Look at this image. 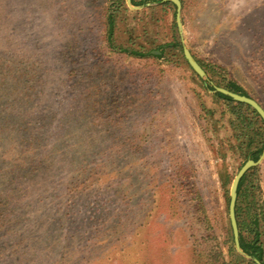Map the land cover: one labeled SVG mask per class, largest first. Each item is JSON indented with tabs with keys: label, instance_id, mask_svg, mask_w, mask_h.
<instances>
[{
	"label": "rangeland",
	"instance_id": "374dc122",
	"mask_svg": "<svg viewBox=\"0 0 264 264\" xmlns=\"http://www.w3.org/2000/svg\"><path fill=\"white\" fill-rule=\"evenodd\" d=\"M181 1L183 37L164 0H0V264H247L231 188L264 129L161 48L264 108V0ZM239 207L264 248V160Z\"/></svg>",
	"mask_w": 264,
	"mask_h": 264
},
{
	"label": "trees",
	"instance_id": "16d2710c",
	"mask_svg": "<svg viewBox=\"0 0 264 264\" xmlns=\"http://www.w3.org/2000/svg\"><path fill=\"white\" fill-rule=\"evenodd\" d=\"M154 1V2H161L162 0H143L141 2H135L133 0V4L136 6H144L147 5V3ZM164 9L172 7L176 10V6L173 3H165L162 6ZM174 18L176 19V13L174 14ZM117 11L115 13H110V15L108 16V30H107V34H108V40L109 43L111 44L112 48L117 49L118 45H116L115 42V36H116V29H117ZM177 27V25L175 26ZM170 47H174V48H179L182 53H183V45L180 41V39L175 35V39H174V43L173 44H169L167 46H163L161 49H163V52H166V48H170ZM120 50H123V48H120ZM125 52L129 53L130 55H133L137 58H146L148 55H151V53L147 54L145 52H141L139 50L136 49H132L131 51L129 50H125ZM163 55V53L161 54V56ZM191 69V67H190ZM191 71L196 75V73L191 69ZM197 76V75H196ZM198 77V76H197ZM199 78V77H198ZM226 89L237 93V94H241V95H245L248 96L246 93H244V90L238 86L236 83H230L229 85H227L225 87ZM216 98H219L221 100H224L225 102H227L230 107H232V113L234 116H236V120L237 121H242L244 124L245 123H249V126L252 125H256L257 126V119H258V124L260 127V130L264 129V121L263 119L260 117V115L250 106L245 105V104H241L238 102H235L234 100H232L230 97L225 96L221 93H217L216 94ZM249 146L251 145V143L248 144ZM264 151V142L262 143V145L260 146V148L258 149V151L252 153L249 157H248V161L250 159H253L255 161H258ZM0 158H2V156L0 155ZM247 163V162H246ZM247 176L248 174L245 176V178L242 180L240 187H239V198L241 196V193L243 191V187L244 184L247 180ZM237 220H238V224H239V229H240V239H241V245L243 250L251 255L254 258H257L259 261L262 262V264H264V248L263 246H260L259 243V239L260 236L257 233V240L255 242H250L248 243L246 241V239L244 238L243 232H244V222H242L241 220V210L239 207V199H238V204H237ZM239 260L247 263V264H255L253 262H248L247 260H245L243 257L239 256Z\"/></svg>",
	"mask_w": 264,
	"mask_h": 264
},
{
	"label": "water",
	"instance_id": "95a60500",
	"mask_svg": "<svg viewBox=\"0 0 264 264\" xmlns=\"http://www.w3.org/2000/svg\"><path fill=\"white\" fill-rule=\"evenodd\" d=\"M128 5L131 9L133 10H141L144 8L146 5L141 6V7H135L133 6V0H127ZM164 2H170L173 3L176 8H177V25L179 28V31L182 35L184 36V25H183V20H182V10H183V4L181 0H164ZM184 48V55L185 59L187 60L189 66L191 69L196 73V75L201 78L202 80L205 81V85L209 87V84H211L214 88L213 93H221L225 96L230 97L232 100L235 102L245 104L253 108L263 119L264 121V108L254 99L251 97L241 95L234 93L228 89L225 88H220L215 86L212 82H210L208 75L204 68L200 65V63L197 61V59L193 56L192 52L190 49L183 44ZM264 160V151L261 156V158L258 161H255L253 159H250L239 171L238 175L233 181L232 188H231V201H230V220L234 232V237H235V243H236V248L238 252L245 257L246 259L252 260L256 264H262L261 261H259L257 258L252 257L251 255L247 254L241 245V240H240V229H239V224L237 220V204H238V199H239V187L242 182V180L245 178V176L254 168H257L259 165Z\"/></svg>",
	"mask_w": 264,
	"mask_h": 264
}]
</instances>
